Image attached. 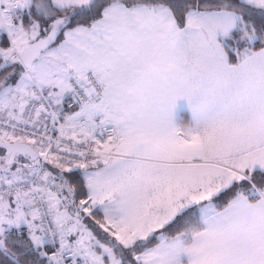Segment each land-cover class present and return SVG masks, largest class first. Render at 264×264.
Wrapping results in <instances>:
<instances>
[{
    "label": "snow or ice",
    "instance_id": "1",
    "mask_svg": "<svg viewBox=\"0 0 264 264\" xmlns=\"http://www.w3.org/2000/svg\"><path fill=\"white\" fill-rule=\"evenodd\" d=\"M0 264H264V0H0Z\"/></svg>",
    "mask_w": 264,
    "mask_h": 264
}]
</instances>
